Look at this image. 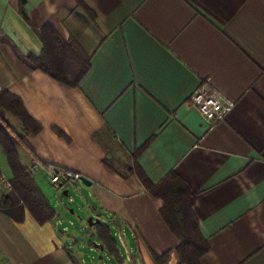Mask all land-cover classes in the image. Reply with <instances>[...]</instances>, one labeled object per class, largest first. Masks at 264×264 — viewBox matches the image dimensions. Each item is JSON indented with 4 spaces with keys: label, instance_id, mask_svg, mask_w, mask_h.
<instances>
[{
    "label": "crops",
    "instance_id": "crops-1",
    "mask_svg": "<svg viewBox=\"0 0 264 264\" xmlns=\"http://www.w3.org/2000/svg\"><path fill=\"white\" fill-rule=\"evenodd\" d=\"M205 85L234 103L222 122L189 106ZM1 91L40 127L18 147L37 187L46 164L91 185L72 183L83 234L49 202L43 224L0 210V264H86V250L105 264H180L164 203L140 181L169 174L193 197L207 245L197 264H264V0H0ZM0 174L11 179L1 146Z\"/></svg>",
    "mask_w": 264,
    "mask_h": 264
},
{
    "label": "trees",
    "instance_id": "trees-1",
    "mask_svg": "<svg viewBox=\"0 0 264 264\" xmlns=\"http://www.w3.org/2000/svg\"><path fill=\"white\" fill-rule=\"evenodd\" d=\"M22 15L26 18L24 13ZM24 60L33 69L40 68L51 74L45 60L35 59L32 56H27ZM86 70L85 63L81 74L83 75ZM56 79L66 83L71 81L64 78ZM79 79L72 80L71 85H75ZM7 112L19 120L22 125V134L12 128L5 115ZM39 130V125L28 116L20 99L7 91H1L0 146L11 172L10 185L12 190L1 199L0 210L15 216L25 208L38 223L43 224L54 219V210L34 182L30 168L21 164L18 152V147H25L24 135L37 133ZM140 181L147 192L161 199L164 203L160 214L170 230L179 239L180 244L176 252L180 264H197V259L207 251V245L200 236L197 221L191 211L193 197L189 187L174 174H169L158 185L150 184L141 175ZM99 231L102 230L99 229ZM103 241L108 248L109 245L112 246L113 240L109 236H105ZM110 250L112 249L110 248ZM166 257L167 254H164L160 258L155 257L154 259L157 264H164Z\"/></svg>",
    "mask_w": 264,
    "mask_h": 264
},
{
    "label": "built area",
    "instance_id": "built-area-1",
    "mask_svg": "<svg viewBox=\"0 0 264 264\" xmlns=\"http://www.w3.org/2000/svg\"><path fill=\"white\" fill-rule=\"evenodd\" d=\"M189 106L210 125L224 121L232 111L234 103L220 95L210 86L205 85L196 90L189 98ZM46 177L56 190H63L66 184L81 183L83 177L69 169L59 168L53 164L44 166ZM10 180L0 174V202L11 192Z\"/></svg>",
    "mask_w": 264,
    "mask_h": 264
},
{
    "label": "rangeland",
    "instance_id": "rangeland-1",
    "mask_svg": "<svg viewBox=\"0 0 264 264\" xmlns=\"http://www.w3.org/2000/svg\"><path fill=\"white\" fill-rule=\"evenodd\" d=\"M8 115V114H7ZM10 120L14 123V130H16V121L9 117ZM21 162L23 164H27L28 157L21 153ZM123 169V168H121ZM37 174V175H36ZM35 174V180L43 192L44 196L47 198L49 204L56 208L58 212H63L65 215L64 225L72 232H76L78 234L82 233V226L85 225V214L80 208V198L81 194L74 189V183L73 184H66L63 189L68 191V196L63 197L62 196V190H56L51 186L49 183L47 177L43 174H40V172L37 170V173ZM83 219L84 222H81ZM86 250V249H85ZM87 251V250H86ZM86 264H105L106 257L105 254L102 252H99L98 254L95 252L93 254H89L86 252ZM93 255V261L90 259ZM102 258V259H101Z\"/></svg>",
    "mask_w": 264,
    "mask_h": 264
},
{
    "label": "water",
    "instance_id": "water-1",
    "mask_svg": "<svg viewBox=\"0 0 264 264\" xmlns=\"http://www.w3.org/2000/svg\"><path fill=\"white\" fill-rule=\"evenodd\" d=\"M81 182H82L83 185H85V186H87V187H89V186L91 185V183H90L88 180H86L85 178H83V179L81 180ZM62 196H63V197H67V191H63V192H62ZM87 223H88V225H93V224H97L98 221L92 222V218H89V219L87 220Z\"/></svg>",
    "mask_w": 264,
    "mask_h": 264
}]
</instances>
